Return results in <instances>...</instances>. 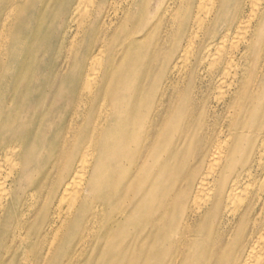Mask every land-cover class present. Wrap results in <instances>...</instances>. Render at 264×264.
<instances>
[{"label":"bare ground","instance_id":"1","mask_svg":"<svg viewBox=\"0 0 264 264\" xmlns=\"http://www.w3.org/2000/svg\"><path fill=\"white\" fill-rule=\"evenodd\" d=\"M55 1L31 30L0 0V263L264 264V0H171L150 37L148 0Z\"/></svg>","mask_w":264,"mask_h":264},{"label":"rangeland","instance_id":"2","mask_svg":"<svg viewBox=\"0 0 264 264\" xmlns=\"http://www.w3.org/2000/svg\"><path fill=\"white\" fill-rule=\"evenodd\" d=\"M46 0H34V2H32V4L34 5L33 7V21L31 23H29V26L31 27V30H33L35 28V19L39 16V12L42 8L43 3ZM150 1V8H149V17H147V22L149 20H151V24L152 22L156 19L159 18L161 16H169V11L172 10V7L169 5H165V3L171 2V0H148ZM53 5V12L51 15V18L54 22V24L57 23L59 17H60V13H59V6H60V0H57L55 2L52 3ZM146 14H147V9H146ZM160 25L156 26L154 28V24L151 25L150 31H152L150 34H148V32H145V30L142 32V36L144 35H150L153 33V30H155L156 28H159L160 30V34L163 35L164 34V29L166 27V24L164 22L159 23ZM141 34V31L138 33V35ZM42 44L44 46V48H46L49 46L50 44V38L48 40H45L44 38H42ZM51 51H53L50 48ZM49 54V59L50 61H52L54 59V54L53 53H48ZM126 92V90H125ZM125 92L123 89V86H120L119 89V97L120 99H123L125 96ZM26 102H28L29 100L25 97L24 98ZM184 99V97H183ZM32 100V98H31ZM125 113L123 111V108H120V110L118 111V114H116V116H120L122 118V120H125L124 116ZM110 117L111 115H107L106 120H105V124H106V129H108L109 123H110ZM184 124L182 123V126L184 128ZM38 127V124L35 123V126L33 128V132L31 133L29 139L31 140L33 133L36 131ZM54 130H52L51 132H53ZM49 131V129L47 128V126L44 127L43 129V134L42 136H36V141L37 142H41L42 144H45L47 142H50L51 137L48 135L49 133H51ZM176 135V134H175ZM178 138L176 141H174V137H171V140L168 139V143L166 145V147L163 150L162 156H164V154L167 151H171V155L172 157H169L171 159V161H177V162H181L182 160H187V163L185 164L184 168L180 170L181 174H188L191 171V164L193 163V165L195 164V162H197L198 160H200V155H197V153L200 151H197V146L200 144V137L202 136V133L199 131H193L192 134L190 133V131H183L182 133L179 132L176 135ZM52 144V143H51ZM38 151L41 153V155H43V157L47 154V153H43L44 152V148H39L37 146ZM55 154V153H54ZM69 155V154H68ZM72 154H70L71 156ZM48 160V159H47ZM44 160L43 163L48 164V161ZM42 161V159H41ZM176 163L172 162L171 166H175ZM192 165V168H193ZM49 167V165H47L44 168H37L39 169L38 173H33L34 177H45V174L47 172V168ZM36 169V170H37ZM132 248H129V251ZM5 263H0V264H24L25 261L27 260H5ZM1 262V260H0ZM67 260H54L53 264H66ZM78 264H140V260H79Z\"/></svg>","mask_w":264,"mask_h":264}]
</instances>
